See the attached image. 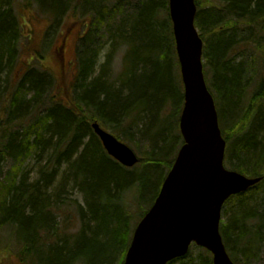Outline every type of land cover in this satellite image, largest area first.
<instances>
[{
    "label": "trees",
    "instance_id": "obj_1",
    "mask_svg": "<svg viewBox=\"0 0 264 264\" xmlns=\"http://www.w3.org/2000/svg\"><path fill=\"white\" fill-rule=\"evenodd\" d=\"M23 1V7L36 3L40 10L49 8L55 19L67 8L85 33L77 47L74 85H64L55 74L58 70L21 62L7 112L13 125L22 113L20 123L0 145V160L10 156L20 166V180L12 167L0 183V227H11L19 237L21 264H123L133 231L154 204L183 144L179 119L184 87L169 0ZM195 1L205 77L228 144L226 163L244 175L264 176V78L253 84L247 72L250 58L241 50L251 40L244 27L259 23L264 28V0ZM22 17L15 0H0V86L1 78L11 74L6 88L18 68ZM255 48L264 53V42ZM120 49L126 50L125 69L117 84L107 71ZM36 57L43 59L39 52ZM94 121L126 142L141 135L150 147L138 152L139 164L129 169L110 157L92 129ZM136 125L142 126L139 134ZM35 158L42 163L39 178L29 184L25 165ZM69 187L83 196L84 206L67 198ZM262 188L264 180L251 190ZM249 199L244 193L228 202L235 201L229 221L221 223L228 248L231 240L261 246L264 214ZM72 207L83 221L79 230ZM72 229L78 233L69 245ZM197 249L199 264H213L208 251ZM239 252L244 260L252 256ZM192 253L169 264H187Z\"/></svg>",
    "mask_w": 264,
    "mask_h": 264
},
{
    "label": "water",
    "instance_id": "obj_2",
    "mask_svg": "<svg viewBox=\"0 0 264 264\" xmlns=\"http://www.w3.org/2000/svg\"><path fill=\"white\" fill-rule=\"evenodd\" d=\"M169 9L185 91L180 118L184 144L153 206L138 223L124 264H168L186 256L193 243L212 253L213 264H234L220 233L222 209L262 178L224 165L227 142L204 75L195 0H169ZM93 129L120 164L131 168L139 162L130 147L98 123Z\"/></svg>",
    "mask_w": 264,
    "mask_h": 264
},
{
    "label": "rangeland",
    "instance_id": "obj_3",
    "mask_svg": "<svg viewBox=\"0 0 264 264\" xmlns=\"http://www.w3.org/2000/svg\"><path fill=\"white\" fill-rule=\"evenodd\" d=\"M136 1L137 0H135L132 4L136 3ZM20 3L25 2L23 0H15L16 12H20V14L23 15V20H21L23 33L18 46L19 61L16 76L14 81L11 83V86L8 84V88H6V84L11 80V74H5L1 78V83L3 84H1L0 86V145H2L4 141L9 138L14 131L18 130V126L20 123L19 119L22 113H19L16 116V121L13 125L7 122V112L10 110L12 95L11 87L13 84H17L19 82V78L21 76V62L23 61L26 65H28V63H31V66H35L37 68L44 67L45 69L50 68L52 71H54L53 69L58 70L55 74L64 85H74L78 76L77 47L79 44V40L83 37V34L85 33L82 27H78V25L76 24L75 26L72 25L75 23L72 22L75 20V18L67 8L64 9L60 18L55 19L50 16L49 8L40 10L36 3L32 4V6L26 7L21 6ZM128 4L132 5L130 4V2ZM244 30L246 31L245 34H247L246 37L251 40L248 44L242 45L241 50L242 52L246 53V57H249L251 59H249L250 65L249 68H247V72L248 76L251 74L256 80H253V84H257L256 82L260 78H264V53L259 48H255V46H260L261 43L264 42V28H262V25L258 23L257 25L255 24L249 29L247 27H244ZM251 43H253V45H251ZM37 52L40 53L43 59H38L37 57L35 58ZM107 52L108 49H105L102 53V56L98 60V71L96 73V76L101 73L100 66H102V64L105 62V55ZM125 53V49H120L113 57L112 69L107 71L108 78H110L111 81L117 84H119V76L125 69ZM174 73L176 72L174 71ZM59 74H61L62 76H60ZM70 96L73 99L74 94L70 93ZM166 110L167 108L165 109V112ZM139 125H136V127L134 128V132H136V134H139V128L142 129V126ZM2 137H4L5 139H3ZM133 141V143L129 141L125 142L129 146H131V148H133L139 156L140 151L143 152L141 154H144L148 151L150 145L143 141L141 135H139V139L138 136H133ZM0 158H2V155H0ZM3 159L0 160V183H2L8 173L12 171V167L15 170L17 168V182H19L20 166H16V163L12 160L10 156H4ZM225 164L229 168L227 163ZM41 165L42 163L39 164V161H37L36 158L31 159L28 163H26L25 173H28L29 184L35 183V181L39 178V168L41 167ZM67 198H71L72 200L78 201L81 205L84 206L83 196L72 187H69L67 190ZM126 198L131 204L130 208L133 209V194L129 193ZM247 198H250L249 200L251 201L249 202H251V206H254L264 214L263 188L261 190L256 189L254 191L248 192ZM234 202L235 201L228 204L224 209L225 215L227 217H230L232 215L231 211L233 209V206L235 205ZM73 208L74 207H72L71 210ZM234 211L235 209L233 210V213ZM72 215L75 223L77 224L76 230H79L83 221L80 219L79 215L75 212L74 209L72 210ZM136 218H138V215ZM137 220L135 219V223L137 222ZM4 230H1L0 228V264H21V260L18 255L19 250L16 247H13L16 241L14 236L11 235V229L4 228ZM77 233L78 232L74 231L73 229L72 231H70V234L73 235L68 240L69 245L75 244L74 235H76ZM261 238H263V241H261V247L256 245L250 249H247V253L251 254L252 256L247 260L238 257L240 262L239 264H264V231H262ZM231 242V251L233 252V254H238V251L240 250V244L237 242L235 243L232 240ZM8 245H12L9 248L11 253L6 251ZM191 251L193 252L191 257L185 260V262L187 264H199L198 258L200 257V250L194 246Z\"/></svg>",
    "mask_w": 264,
    "mask_h": 264
},
{
    "label": "bare ground",
    "instance_id": "obj_4",
    "mask_svg": "<svg viewBox=\"0 0 264 264\" xmlns=\"http://www.w3.org/2000/svg\"><path fill=\"white\" fill-rule=\"evenodd\" d=\"M20 120V119H19Z\"/></svg>",
    "mask_w": 264,
    "mask_h": 264
}]
</instances>
